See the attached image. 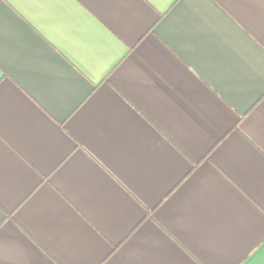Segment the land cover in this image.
Segmentation results:
<instances>
[{
	"label": "crops",
	"instance_id": "crops-1",
	"mask_svg": "<svg viewBox=\"0 0 264 264\" xmlns=\"http://www.w3.org/2000/svg\"><path fill=\"white\" fill-rule=\"evenodd\" d=\"M0 264H264V0H0Z\"/></svg>",
	"mask_w": 264,
	"mask_h": 264
}]
</instances>
